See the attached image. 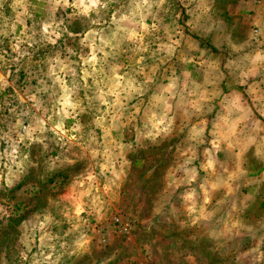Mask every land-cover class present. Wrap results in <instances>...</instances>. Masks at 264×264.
<instances>
[{
	"label": "clouds",
	"instance_id": "clouds-1",
	"mask_svg": "<svg viewBox=\"0 0 264 264\" xmlns=\"http://www.w3.org/2000/svg\"><path fill=\"white\" fill-rule=\"evenodd\" d=\"M264 264V0H0V264Z\"/></svg>",
	"mask_w": 264,
	"mask_h": 264
},
{
	"label": "rangeland",
	"instance_id": "rangeland-1",
	"mask_svg": "<svg viewBox=\"0 0 264 264\" xmlns=\"http://www.w3.org/2000/svg\"><path fill=\"white\" fill-rule=\"evenodd\" d=\"M167 246V240L166 238H161L156 245L153 246V250L151 253L152 259H149V257L145 254H142L139 258H138V264H163V259L165 258H161L157 252H156V248H166Z\"/></svg>",
	"mask_w": 264,
	"mask_h": 264
}]
</instances>
